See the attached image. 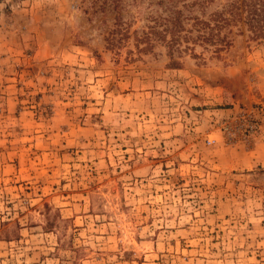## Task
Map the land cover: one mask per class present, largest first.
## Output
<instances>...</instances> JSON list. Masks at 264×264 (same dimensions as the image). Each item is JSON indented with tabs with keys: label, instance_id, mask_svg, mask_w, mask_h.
Wrapping results in <instances>:
<instances>
[{
	"label": "rangeland",
	"instance_id": "374dc122",
	"mask_svg": "<svg viewBox=\"0 0 264 264\" xmlns=\"http://www.w3.org/2000/svg\"><path fill=\"white\" fill-rule=\"evenodd\" d=\"M112 1L0 0V264H264V38L170 67Z\"/></svg>",
	"mask_w": 264,
	"mask_h": 264
},
{
	"label": "trees",
	"instance_id": "16d2710c",
	"mask_svg": "<svg viewBox=\"0 0 264 264\" xmlns=\"http://www.w3.org/2000/svg\"><path fill=\"white\" fill-rule=\"evenodd\" d=\"M122 1L113 0L114 8ZM131 3L137 9V17H141L143 9L148 11L141 29L132 33L136 51L150 53L161 47L170 67H178L176 58L184 55L201 57L209 53L210 57L220 58V53L230 46L229 36L234 29L237 35L244 29L253 38H264V0H131ZM115 22V33L128 39L131 24L123 22L119 13ZM196 48L202 49L198 56Z\"/></svg>",
	"mask_w": 264,
	"mask_h": 264
}]
</instances>
